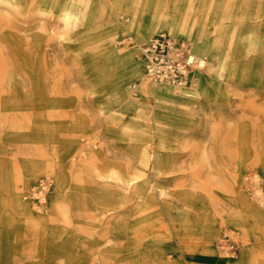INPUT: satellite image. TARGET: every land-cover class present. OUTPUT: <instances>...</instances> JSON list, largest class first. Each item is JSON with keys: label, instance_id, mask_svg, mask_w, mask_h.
<instances>
[{"label": "rangeland", "instance_id": "1", "mask_svg": "<svg viewBox=\"0 0 264 264\" xmlns=\"http://www.w3.org/2000/svg\"><path fill=\"white\" fill-rule=\"evenodd\" d=\"M168 19L195 30L173 34ZM260 28L264 0H0V264H187L184 250L191 264H236L242 235L230 215L248 205L247 264H264ZM161 32L204 60L183 86L147 77L171 90L165 107L142 87V46ZM132 71L135 108L150 110L138 118L117 94ZM175 106L184 117L167 113ZM161 142L170 160L155 174ZM112 170L142 176L135 187L148 176L155 202L145 204L146 188L113 198Z\"/></svg>", "mask_w": 264, "mask_h": 264}, {"label": "bare ground", "instance_id": "2", "mask_svg": "<svg viewBox=\"0 0 264 264\" xmlns=\"http://www.w3.org/2000/svg\"><path fill=\"white\" fill-rule=\"evenodd\" d=\"M24 1V0H23ZM43 10V9H42ZM69 14L71 16H69ZM66 18H65V21H70L71 24L73 25L74 24V20H75V16L74 14H71L69 13ZM168 23H169V29L170 31L173 33V34H176V30L179 28H181V31L185 34H188V35H192V33L194 32V27L193 25H190L188 26V22H181V23H178V21H174V19H168ZM261 29V28H260ZM264 28H262L261 30H263ZM199 31V30H198ZM200 33V32H199ZM182 34V33H181ZM199 36V34H198ZM198 39V38H197ZM204 41V40H203ZM216 44V43H215ZM218 44V43H217ZM205 45V44H204ZM207 45V44H206ZM214 45V44H213ZM204 48H207V46H205ZM258 48V47H257ZM210 49V48H209ZM217 49V48H216ZM262 50V49H261ZM216 51V50H215ZM219 52V51H218ZM215 52H213L214 54ZM114 54V53H113ZM216 54V53H215ZM115 55V54H114ZM218 55V56H217ZM216 56L219 57V54H217ZM113 56V55H112ZM111 55L109 56V59L110 57H112ZM213 56V55H212ZM262 57L261 58H264V53L263 55H261ZM210 57V56H209ZM210 60V59H209ZM139 68V67H138ZM252 71V70H251ZM250 71V73H251ZM255 73V72H254ZM249 74V73H248ZM220 75V74H219ZM133 76V71L131 73H129L128 75H123L121 76V79L119 80V82L117 83V94H118V97H120L122 99V101H128L130 103H132L133 107H132V111L134 112V114L136 115V118H138V116H142V115H145L147 114L150 110L149 108L147 109H137L135 108L136 105L134 104L133 100L131 99V94L132 92L134 91V86L131 85V78ZM254 76V75H253ZM219 77V76H218ZM222 77V76H221ZM262 77L264 79V73L262 74ZM147 78V76H146ZM257 78V77H256ZM254 80V79H253ZM252 80V81H253ZM261 81V80H260ZM153 82H151L148 78L147 80H145L143 83H142V87L146 90H148L151 94L150 96L153 97V99L156 100V104H159L160 103V100L165 97V96H170L169 93H171V90L165 88V87H158L155 88L154 87V83L151 84ZM254 83V82H253ZM162 84V83H161ZM261 84V83H260ZM163 85V84H162ZM168 85V84H167ZM254 85V84H253ZM142 89V88H141ZM140 90V89H139ZM166 94V95H165ZM133 95V94H132ZM184 98L183 97H176L175 100H177V105H184ZM159 107H165L164 105H158ZM180 106H175V107H169V108H166L167 113L169 112V110H171V112L173 111L178 117H184L185 115V108L184 107H180ZM141 107V106H140ZM147 107H152L151 105L147 106ZM161 133V132H160ZM163 134H165L164 132H162ZM167 139V138H166ZM140 142V141H139ZM140 144V143H138ZM160 146H157L155 149H154V153H153V159H152V165H153V171L155 174H160L161 171L166 168L169 164V160H170V157H169V153L166 151V144L164 142H161L159 144ZM143 146V145H142ZM22 151L24 152V146H22ZM137 152V151H136ZM140 155V154H139ZM136 156V155H135ZM150 159H151V156H149L145 151L143 153V160H144V169L145 171L148 170V164H151L150 163ZM149 174V173H148ZM110 176L111 178L113 179L114 182H109L107 185H108V190L106 191H109L112 193V197L113 198H117V197H120L119 199H123V198H126L129 194L132 192V190H136V191H139L141 188H146L145 191L147 190V192H144L143 194H145V204H153L155 202V199H154V194L152 193V188L150 187V184L151 182L148 180L149 177L146 176V178L142 179V184H140L139 187H135V183L134 181L135 180H139L141 179L142 176H129V174H126V173H121V172H117L116 170H112V172L110 173ZM134 186V187H133ZM105 191V190H104ZM14 198L16 199L17 203H16V207L17 209L21 210V211H25L27 213H29V206L27 205V203L24 202V199L27 200V197H25V195H23L21 197V194H19V192H14ZM239 198H243V195L240 196V194L237 195ZM101 197V196H100ZM42 198L39 197V198H34V201H38ZM106 198V197H105ZM98 199V198H97ZM118 199V198H117ZM131 199V198H130ZM240 199V200H241ZM102 200V199H101ZM101 200H96L97 202L98 201H101ZM106 200V199H105ZM124 200V199H123ZM238 200V201H240ZM81 201V200H80ZM112 203L115 202L113 200H111ZM110 201V202H111ZM139 201V199H138ZM144 201V200H143ZM93 202V201H92ZM106 204H107V200L105 201ZM142 202V201H141ZM89 203V201H88ZM119 203V202H118ZM117 203V204H118ZM132 203V202H131ZM135 203V202H134ZM79 204V203H78ZM109 204V203H108ZM125 204V203H124ZM130 204V203H129ZM88 205V204H87ZM105 205V204H103ZM114 205V204H113ZM136 205V203H135ZM138 205V204H137ZM79 206V205H78ZM92 206V205H91ZM101 206V205H100ZM116 206V205H115ZM126 206V205H125ZM33 207H36V205L34 204ZM82 207V206H81ZM90 207V206H88ZM110 207V205H109ZM106 208H107V205H106ZM112 208V207H111ZM248 208H249V205L247 206V208L245 207L244 209L243 208H240V209H236L237 211V215L235 216H232L230 215V221L232 223H234V225L239 228V233L242 235L241 239H242V246L240 247L239 249V255H238V263L236 264H247L249 263L250 261V249L248 247V245L246 244V241H245V233L247 232L248 228H249V219L245 218L244 216H239V212H247L249 214V211H248ZM93 209V208H92ZM95 209V208H94ZM104 209V208H103ZM109 209V208H108ZM98 210V209H97ZM96 210V211H97ZM123 210V209H122ZM127 210V209H126ZM93 211V210H91ZM101 211V210H99ZM98 211V212H99ZM109 211H116V214H119L118 210L116 208H112V209H109ZM67 212V211H66ZM101 213V212H100ZM131 213V212H130ZM140 214H142L141 216L143 218H147V216L151 215L147 212H142V209H140L139 211ZM193 212L189 211L187 214H192ZM116 214H112V217H116L117 215ZM109 217H111V215H109ZM111 217V218H112ZM188 220H186V224H187ZM134 228V227H133ZM132 228V229H133ZM98 229V228H97ZM95 231V230H93ZM177 233L180 232V229H176ZM131 232V237L132 238H135L137 237V231H136V234H133L132 233V230L130 231ZM244 236V237H243ZM71 239V238H70ZM209 242V241H208ZM181 244V242H180ZM184 244V243H183ZM212 244V243H211ZM201 245V244H200ZM204 245V244H203ZM215 246V245H214ZM232 246V245H231ZM139 244L136 243V246H135V250L136 252L133 253L134 256L136 255H139L140 256V253L138 252L139 251ZM218 247V245H217ZM224 247V246H222ZM226 247V246H225ZM224 247V248H225ZM225 250V249H224ZM224 250H220L221 252L224 251ZM238 251V250H237ZM225 252V251H224ZM236 253L237 252H234V253H231V258L232 257H235L236 256ZM182 254L187 262V264H191V261H193V256L191 254V252H189L188 250H184L182 251ZM137 258V257H136ZM135 258V259H136ZM134 259L133 263L134 264H139L136 260ZM210 261L213 263V264H221L222 261V257H219L218 255H215V256H211L210 257Z\"/></svg>", "mask_w": 264, "mask_h": 264}, {"label": "built area", "instance_id": "3", "mask_svg": "<svg viewBox=\"0 0 264 264\" xmlns=\"http://www.w3.org/2000/svg\"><path fill=\"white\" fill-rule=\"evenodd\" d=\"M141 57L148 78L173 86L186 85L191 81L193 70L204 63L187 43L176 41L164 32L153 35L142 46ZM230 249H234V246H230Z\"/></svg>", "mask_w": 264, "mask_h": 264}]
</instances>
